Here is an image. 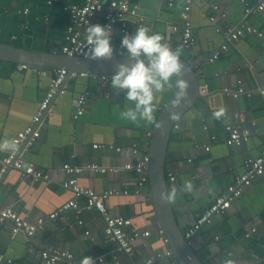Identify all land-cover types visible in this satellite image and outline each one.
I'll return each mask as SVG.
<instances>
[{
    "label": "crops",
    "instance_id": "crops-1",
    "mask_svg": "<svg viewBox=\"0 0 264 264\" xmlns=\"http://www.w3.org/2000/svg\"><path fill=\"white\" fill-rule=\"evenodd\" d=\"M47 1L0 0V42L34 52L60 53L67 28L72 24L64 7L82 6L86 0H54L51 4ZM101 1L104 10L97 17L98 24L103 23L108 10L109 0ZM186 2L190 6L195 44L190 50L183 49L181 59L196 71L199 87L206 84L207 93L199 95L194 107L176 121L165 157L166 178L170 174L174 176L172 183L167 182L169 190L181 189L185 180L194 185L192 193L185 192L171 203L183 233L226 191L234 176L245 172V160L264 151V99L257 94V89L264 86V10H255L257 0H130L131 5L138 7V15L143 17L150 34H162L173 49L180 47V43L172 27L181 24L180 12ZM214 5L224 17L213 10ZM247 7L252 11L246 15ZM135 22L132 18L128 22L132 34L137 30ZM243 22L259 29L263 39L246 35L209 62V57L223 43L216 29L237 27ZM118 39L116 29L112 33L113 44ZM121 52L116 49V54ZM20 66L0 61V140L13 139L28 125L54 73V70L19 69ZM238 80L250 96L233 98L224 93L225 88L235 90ZM62 90L42 117L36 142L20 151L23 160L48 173L52 182L31 183L10 168L0 182V205L11 206L28 220L41 217L46 221L32 238L21 233L12 235L8 227L0 225V258L39 264L32 250L53 246L69 251L78 261L83 256L105 255L103 264H143L149 258H155L156 264H172L164 255L157 258L170 248L157 234L160 227L148 181L135 194L138 176L133 171L120 169L117 173L84 174L78 178L80 186L97 193L127 192L108 197L105 206L112 216L129 218L137 229L150 231L148 238L133 246L132 255L118 254L115 260L109 256L112 245L104 240L103 223L97 212L82 211L81 225L71 210L60 213L54 220L47 219L73 198L70 191L60 186L67 177L61 171L63 164L95 163L121 168L142 155H149L155 129L154 125L144 122L137 125L120 118L127 102L123 91L117 95L112 89L111 77L103 87L98 77L72 75L63 83ZM84 94V113L74 120L76 101ZM173 94L172 90L157 94V121ZM221 108L226 109V117L217 120L213 113ZM226 125L247 130V140L235 147L226 145ZM132 144L137 146V155L129 151ZM204 146H209V150L205 151ZM117 147L121 148L120 152L114 150ZM8 153L0 152V158ZM79 202L82 205V200ZM252 227L256 231L244 237ZM189 243L203 264H228L229 260L233 264H264V174L244 188L223 215L214 217L197 231Z\"/></svg>",
    "mask_w": 264,
    "mask_h": 264
},
{
    "label": "built area",
    "instance_id": "built-area-1",
    "mask_svg": "<svg viewBox=\"0 0 264 264\" xmlns=\"http://www.w3.org/2000/svg\"><path fill=\"white\" fill-rule=\"evenodd\" d=\"M54 0H48L47 4H51ZM162 2H167V0H161ZM170 4V3H169ZM108 10L103 15L104 21L100 25L110 26L112 33L114 30H118L119 39L116 44H113L114 49L126 51L121 49V41L123 37L127 35H133L128 27L129 20L135 19L136 28L143 26L146 27L143 17L138 15V7L131 5L130 0H109L107 5ZM213 10L218 12L220 16L224 17V13L219 10L217 6H212ZM70 13L72 24L67 28V33L65 36V44L61 49V53L70 57L85 58L86 53L89 51L90 46L87 43V32L86 29L90 25L98 24L97 17L104 10V4L101 0H86L85 4L82 6L70 5L64 7ZM256 11L264 10V0H257V5L255 6ZM252 10L251 8H245V14L247 15ZM190 6L189 2H186L182 11L180 12L181 24L172 27V32L179 35L180 46H183L184 50H190L195 44V37L192 30V24L189 17ZM138 17V19H136ZM222 35L223 43L209 57L208 61H215L219 53L226 51L230 44L238 42L242 37L248 35L253 36L259 40L263 39V33L243 22L237 27H226L225 29H216ZM264 47V45H263ZM26 66L22 65L19 69H25ZM53 75L49 78L48 86L46 92L38 104L37 110L30 119L28 125L13 138L18 144V150L15 152H9L6 156L0 158V182L7 170L13 169L19 172L22 178L28 179L31 183L43 181L50 183L51 177L48 173L35 169L33 164L26 162L20 157V147L22 143L26 140L25 147L32 146L39 137V125L41 118L45 111H47L50 102L53 97L57 94H62V85L66 77V71L63 69H57L53 71ZM81 77H88L89 75L80 74ZM98 77L102 86L107 83L108 76H91ZM224 93L233 98L240 95L250 96L251 93L246 91L243 87L241 80L237 81V88L227 89L225 88ZM199 95H205L207 93V86L198 88ZM257 94L264 99V86L257 89ZM85 94L80 95L76 101V110L72 116L74 120L78 119L84 113L85 107ZM177 126L175 125V128ZM224 132L226 134V145L235 147L245 142L248 138V131L242 130L238 126L226 125L224 127ZM148 136H151L149 133ZM94 148H106L105 145H93ZM112 149V146H109ZM116 152H120L121 148H115ZM204 150L208 151L209 146H204ZM129 151L137 155V146L132 144ZM149 164V155H142L136 159L134 163H126L123 167H103L95 163H88L85 165L76 164H63L61 171L67 177L60 183V186L72 193L73 198L65 201L61 207L50 213L47 219L54 220L58 215L64 211L71 210L75 214L77 223L82 224L79 219L82 211L97 212L101 221L103 223V236L106 243L112 245V250L109 252V256L112 259H117L118 254H124L127 256L132 255V249L135 244L142 241L150 236V231L139 230L133 224L131 219L122 216H112L106 206L105 201L108 197L126 194L118 192L116 190H106L101 193H97L94 190L86 187H82L78 183V178L84 174H98L103 175L108 172L117 173L120 169L133 171L138 176L137 187L135 194L139 193V187L148 181L147 171ZM264 174V151L259 156L250 157L245 160V172L243 174H238L234 176L233 182L226 188V191L217 196L209 207L201 213L194 223L184 232V237L189 239L199 231L203 226L210 224L211 220L216 216L223 215L231 206V204L238 199L244 188L251 185L252 181ZM174 176L168 175L167 182H173ZM79 200H82V205ZM45 218H37L34 221L28 220L25 217L20 216L17 212L13 210L11 206L0 205V225L8 227L12 235L23 234L27 238H32L39 230H41L45 223ZM256 229L254 227L250 228L249 231L244 235L248 238ZM88 235V232H85ZM157 234L162 242L167 243L163 231L161 229L157 230ZM214 237V240H217ZM34 254L39 260V264H59L63 262L65 264H80L72 253L67 250H62L53 246H48L41 249H33ZM166 256L171 259L172 264H180L173 257L171 250L167 249L160 256ZM96 264H103L106 260L105 255H99L93 258ZM155 258H149L143 262V264H156ZM2 264H24V263H14L11 259L0 258Z\"/></svg>",
    "mask_w": 264,
    "mask_h": 264
},
{
    "label": "clouds",
    "instance_id": "clouds-1",
    "mask_svg": "<svg viewBox=\"0 0 264 264\" xmlns=\"http://www.w3.org/2000/svg\"><path fill=\"white\" fill-rule=\"evenodd\" d=\"M87 43L90 46L85 58L91 61H111L116 56L112 42L110 26L100 24L90 25L86 29ZM121 56L128 62L114 65L115 71L111 76V87L117 95L125 93L127 102L120 118L139 125L160 127L156 120L157 94L172 90L174 99L171 101L169 119L178 121L180 109L190 102V82L185 79V65L181 61L183 46L173 49L160 33L150 34L143 26L137 28L135 34L125 35L121 41ZM217 120L226 117V109L221 108L213 113ZM18 144L14 139L0 140V152H15ZM194 185L185 180L183 187L177 190L162 191L159 198L162 203H174L183 193H192ZM80 264H96L92 257L83 256ZM228 264H233L229 260Z\"/></svg>",
    "mask_w": 264,
    "mask_h": 264
},
{
    "label": "water",
    "instance_id": "water-1",
    "mask_svg": "<svg viewBox=\"0 0 264 264\" xmlns=\"http://www.w3.org/2000/svg\"><path fill=\"white\" fill-rule=\"evenodd\" d=\"M0 61L11 62L17 65H24L34 71L47 72L57 69L66 71L64 82L72 75L108 76L114 74V65L128 62L126 57L116 54L111 61H91L79 57H70L60 53L34 52L23 48H18L12 43L0 42ZM185 79L190 82V102L177 111L182 117L188 110L194 107L199 96V82L196 71L184 60ZM56 96V95H55ZM54 96V97H55ZM53 97V98H54ZM161 110L158 117L160 127H155L152 135L149 164H148V186L150 190L151 202L156 220L163 231L167 244L172 252V257L180 264H203L198 254L191 248L189 239L184 237L181 226L178 224L172 209L171 203H162L159 194L168 191V183L164 169L166 152L171 134L175 129L176 121L169 119L171 101ZM47 113L43 114V116ZM42 116V117H43ZM42 119V118H41ZM26 140L22 143L20 151L24 148Z\"/></svg>",
    "mask_w": 264,
    "mask_h": 264
},
{
    "label": "trees",
    "instance_id": "trees-1",
    "mask_svg": "<svg viewBox=\"0 0 264 264\" xmlns=\"http://www.w3.org/2000/svg\"><path fill=\"white\" fill-rule=\"evenodd\" d=\"M166 180H167V178H166Z\"/></svg>",
    "mask_w": 264,
    "mask_h": 264
}]
</instances>
